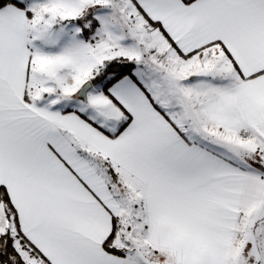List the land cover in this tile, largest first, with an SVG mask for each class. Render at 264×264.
Here are the masks:
<instances>
[{
    "label": "snow or ice",
    "instance_id": "snow-or-ice-1",
    "mask_svg": "<svg viewBox=\"0 0 264 264\" xmlns=\"http://www.w3.org/2000/svg\"><path fill=\"white\" fill-rule=\"evenodd\" d=\"M0 264H264V0H0Z\"/></svg>",
    "mask_w": 264,
    "mask_h": 264
}]
</instances>
